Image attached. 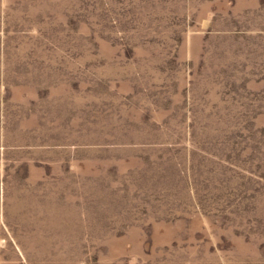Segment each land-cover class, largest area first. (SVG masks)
<instances>
[{
	"label": "rangeland",
	"instance_id": "obj_1",
	"mask_svg": "<svg viewBox=\"0 0 264 264\" xmlns=\"http://www.w3.org/2000/svg\"><path fill=\"white\" fill-rule=\"evenodd\" d=\"M0 264H264V0H0Z\"/></svg>",
	"mask_w": 264,
	"mask_h": 264
}]
</instances>
